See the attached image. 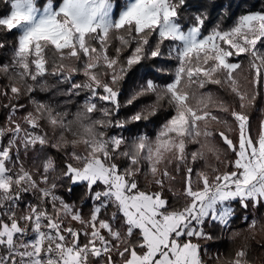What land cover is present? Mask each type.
Returning <instances> with one entry per match:
<instances>
[{"label": "snow or ice", "instance_id": "obj_1", "mask_svg": "<svg viewBox=\"0 0 264 264\" xmlns=\"http://www.w3.org/2000/svg\"><path fill=\"white\" fill-rule=\"evenodd\" d=\"M0 3V37L16 32L0 39V264H206L209 229L241 241L215 264H255L264 9L225 28L221 0ZM47 76L67 86L63 103L35 95ZM161 116L154 135L141 130ZM65 185L84 189L79 204Z\"/></svg>", "mask_w": 264, "mask_h": 264}, {"label": "trees", "instance_id": "obj_2", "mask_svg": "<svg viewBox=\"0 0 264 264\" xmlns=\"http://www.w3.org/2000/svg\"><path fill=\"white\" fill-rule=\"evenodd\" d=\"M227 6L229 2L232 3V10L231 13H225V18L222 23V27H229L234 22V17L232 14H240L247 10H261L264 9V0H221ZM8 11V5L4 3H0V15H3ZM0 39H6L9 46L13 45L16 40V32L13 30L12 33L7 34L5 37H0ZM127 53H125L126 55ZM9 59V52L8 49L0 50V62H6ZM49 85H52V89L50 92H37L35 95H37L38 98L45 99L48 97H53L55 102L63 103L65 100L68 99V97L62 96V95H54V93L57 92L58 89H64L67 87L66 85H57L56 79L52 76L46 77ZM77 80H82V76H77ZM7 83L6 78L3 75H0V84ZM215 87V86H210ZM74 100L79 101L81 98H73ZM7 101H4L0 99V103H6ZM26 102L25 100H21V103ZM71 111H75V105L70 104L69 105ZM6 110H0V122L4 120ZM264 117V104H261L257 109H254L250 113V120H251V134L253 136H256L259 124L261 119ZM163 116H161L160 120L156 122L155 125H149L146 129L141 126L142 131L148 132L150 135H154L156 128L158 127L159 123L163 120ZM231 138H233L234 141L238 139V133L236 131H233L231 134ZM222 146V145H221ZM196 146L190 145L189 150H193ZM231 157V154H229ZM28 163H31V160L28 161ZM201 165H197V167H200ZM141 186L143 187V181L141 182ZM179 186V185H177ZM60 194L65 197L66 200L69 202H76L77 204L80 203L81 197L84 195V189L82 187H74L73 191L71 193L68 192V186L65 185L60 190ZM169 199L171 200V194H168ZM83 211L85 214L89 211V205L86 203L83 207ZM262 212H264V209H261L260 212H257L256 215H260ZM243 210H238V215H242ZM251 214V213H250ZM241 221L239 219L236 220V225H240ZM234 225V226H236ZM212 231L217 239L213 241L204 242L201 241V243L204 245V247L208 250V256H204V260L206 261V264H215V261L210 260L209 256L215 255L217 252L225 253L227 254L230 250L239 247L241 241L237 240L235 243H232L229 241L228 236L226 234H222L219 232L218 229H209ZM257 239H260V235L257 236ZM251 254L254 258L255 264H264V249L257 246V244L253 241L251 242Z\"/></svg>", "mask_w": 264, "mask_h": 264}, {"label": "rangeland", "instance_id": "obj_3", "mask_svg": "<svg viewBox=\"0 0 264 264\" xmlns=\"http://www.w3.org/2000/svg\"><path fill=\"white\" fill-rule=\"evenodd\" d=\"M55 78V77H54ZM56 79V78H55ZM263 119H264V117H263ZM262 120V119H261Z\"/></svg>", "mask_w": 264, "mask_h": 264}]
</instances>
